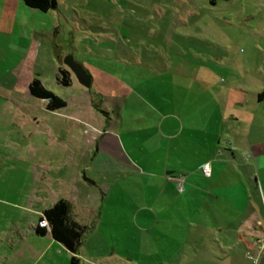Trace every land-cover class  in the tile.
Segmentation results:
<instances>
[{"label": "crops", "instance_id": "1", "mask_svg": "<svg viewBox=\"0 0 264 264\" xmlns=\"http://www.w3.org/2000/svg\"><path fill=\"white\" fill-rule=\"evenodd\" d=\"M88 21L78 0H58L47 10L25 0H0V181L4 164L16 177L4 190L0 184V202L21 200L12 202L17 212L9 210L8 202L2 214L10 215L17 230L7 234L12 257L36 263L48 252L72 256L49 228L36 232L44 210L60 198L70 201L72 218L87 226L80 259L86 257L85 245L108 243L99 203L112 191L105 182L109 179L122 182V191L137 206L126 219L139 231L134 235L138 244L149 245L150 264H259L264 253V112L254 113L243 98L229 96L225 107L232 111L211 115L204 109L203 128H198L188 107L179 116L153 110L126 116L116 101L112 108L104 106V95L86 89L65 63L72 54L94 83L89 66L77 57L92 46ZM63 68L70 71L69 85L61 82ZM35 78L66 104L49 108L47 98L30 90ZM257 95L264 101V91ZM256 121L260 135L252 131ZM191 143L198 145L193 153ZM188 156L198 159L187 168ZM207 162L210 176L201 169ZM131 174H136L132 190L124 184ZM108 211L114 212L110 205ZM91 251L92 257L102 253Z\"/></svg>", "mask_w": 264, "mask_h": 264}, {"label": "rangeland", "instance_id": "2", "mask_svg": "<svg viewBox=\"0 0 264 264\" xmlns=\"http://www.w3.org/2000/svg\"><path fill=\"white\" fill-rule=\"evenodd\" d=\"M78 1L81 13L89 15L88 25L94 32L90 51L80 50L77 55L95 77L92 85L84 86L104 95V106L112 108L116 101L115 106L120 104L126 116L150 110L158 111L160 116L171 112L176 116L182 111L186 114L188 107L196 116L193 121L198 128H203L199 118L204 109L210 114L221 109L227 115L232 111L225 107L224 99L229 96L232 100L243 98L254 113L264 112V101L257 100V93L264 91V0H215V4L211 0ZM101 30L103 35L98 33ZM127 120L133 124L134 118ZM257 126L256 121L252 131L260 135ZM211 135L207 137L213 139ZM130 137L134 140L135 135ZM190 145L189 152L193 153L198 145ZM241 153L247 161L248 154L243 150ZM173 159H177L175 155ZM197 159L188 156L184 165L191 167L189 164ZM1 167H5L4 179L0 181L4 190L5 184L16 177L11 178L7 164ZM135 175L124 182L131 190ZM105 182L113 191L99 203L108 243L105 240L100 245H85L86 257L81 258L80 264H150L149 245L138 244L134 235L139 231L126 219L137 206L122 191V182ZM19 200L9 198L0 202V264H72L71 256L50 252L36 263L12 257L7 234L17 230L10 215L2 214L8 202L9 210L17 212L19 209L12 202ZM109 205L114 212L108 211ZM94 248L102 252L97 257L90 255ZM173 251H177L175 246Z\"/></svg>", "mask_w": 264, "mask_h": 264}, {"label": "trees", "instance_id": "3", "mask_svg": "<svg viewBox=\"0 0 264 264\" xmlns=\"http://www.w3.org/2000/svg\"><path fill=\"white\" fill-rule=\"evenodd\" d=\"M33 7L47 10L56 8L58 0H25ZM215 4V0H211ZM61 82L69 85L71 82L70 71L66 68L61 70ZM31 92L39 97L49 100V108L55 109L66 104V100L53 90L47 88L40 79L35 78L30 84ZM72 206L68 199L60 198L50 207L46 208L41 217L40 223L36 227L38 234H45L47 229L51 230L53 237L64 244L71 252V263L80 264L79 249L87 231V226L80 224L71 216ZM42 221H47V225H42Z\"/></svg>", "mask_w": 264, "mask_h": 264}, {"label": "water", "instance_id": "4", "mask_svg": "<svg viewBox=\"0 0 264 264\" xmlns=\"http://www.w3.org/2000/svg\"><path fill=\"white\" fill-rule=\"evenodd\" d=\"M65 63L72 69L80 83L89 87L91 85V75L82 65V63L76 61L72 54L65 57ZM259 264H264V253L260 258Z\"/></svg>", "mask_w": 264, "mask_h": 264}, {"label": "built area", "instance_id": "5", "mask_svg": "<svg viewBox=\"0 0 264 264\" xmlns=\"http://www.w3.org/2000/svg\"><path fill=\"white\" fill-rule=\"evenodd\" d=\"M201 169L203 171V173L206 175V176H210L211 175V165L209 162L207 163H204L202 166H201ZM178 181H179V189L182 191L183 190V181H184V176H180L178 177ZM42 225H47V221H42L41 222Z\"/></svg>", "mask_w": 264, "mask_h": 264}]
</instances>
